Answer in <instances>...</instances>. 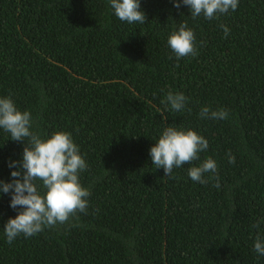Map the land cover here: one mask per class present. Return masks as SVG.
<instances>
[{
	"label": "trees",
	"instance_id": "16d2710c",
	"mask_svg": "<svg viewBox=\"0 0 264 264\" xmlns=\"http://www.w3.org/2000/svg\"><path fill=\"white\" fill-rule=\"evenodd\" d=\"M140 7L146 22L129 24L109 0H0V98L28 111L42 139L71 134L90 193L85 212L11 243L3 227L20 209L0 193V264H264L254 250L264 239V0L212 19L172 0ZM182 23L196 55L178 59L168 37ZM169 92L184 94L183 110ZM203 107L228 116L204 118ZM166 127L208 141L170 176L149 155ZM23 147L0 129V180L13 179L8 163ZM209 158L217 171L192 181L188 169Z\"/></svg>",
	"mask_w": 264,
	"mask_h": 264
},
{
	"label": "clouds",
	"instance_id": "9594fccd",
	"mask_svg": "<svg viewBox=\"0 0 264 264\" xmlns=\"http://www.w3.org/2000/svg\"><path fill=\"white\" fill-rule=\"evenodd\" d=\"M115 16L129 24L146 22V15L141 10L140 0H109ZM177 9L186 5L193 18L201 14L212 19L217 13L225 14L230 9L235 11L238 0H172ZM225 36L229 29L222 26ZM194 33L186 23L168 37V46L179 59L189 55L195 56ZM186 97L182 93L166 95V102L174 111L183 110ZM201 116L208 119H226L227 111H210L201 109ZM31 114L21 112L8 98H0V129L10 134V139L24 142L22 159L9 161L8 167L16 170L10 172V182L0 180V193L11 194L9 206L19 211L14 218H9L3 231L7 242L11 243L23 234L33 236L45 227L64 224L77 212H85L88 206L89 190L81 186L79 172L87 165L79 154L78 146L73 142L70 133L54 132L47 139L32 132ZM27 140V143L25 142ZM208 148V141L193 130H177L166 127L158 141L149 149L152 165L163 168L164 176H170L174 167H181L197 160L198 153ZM229 163L235 158L228 154ZM217 165L211 158L199 166L188 169L192 181L205 183L206 173H215ZM42 182L43 193L38 191L36 181ZM219 187V183L216 184ZM254 250L264 255V239L257 235Z\"/></svg>",
	"mask_w": 264,
	"mask_h": 264
}]
</instances>
